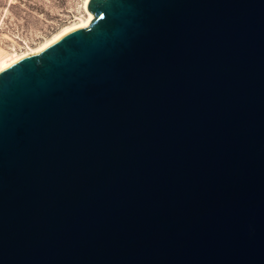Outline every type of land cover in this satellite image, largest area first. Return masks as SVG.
<instances>
[{"label": "water", "instance_id": "obj_1", "mask_svg": "<svg viewBox=\"0 0 264 264\" xmlns=\"http://www.w3.org/2000/svg\"><path fill=\"white\" fill-rule=\"evenodd\" d=\"M0 71V264H264V0H89Z\"/></svg>", "mask_w": 264, "mask_h": 264}, {"label": "rangeland", "instance_id": "obj_2", "mask_svg": "<svg viewBox=\"0 0 264 264\" xmlns=\"http://www.w3.org/2000/svg\"><path fill=\"white\" fill-rule=\"evenodd\" d=\"M84 0H0V64L85 16Z\"/></svg>", "mask_w": 264, "mask_h": 264}, {"label": "bare ground", "instance_id": "obj_3", "mask_svg": "<svg viewBox=\"0 0 264 264\" xmlns=\"http://www.w3.org/2000/svg\"><path fill=\"white\" fill-rule=\"evenodd\" d=\"M88 1L89 0H84V3H83V8H84V12H85V16L83 18H80L77 21L62 27L58 32L53 34L50 38L46 39L45 41H43L42 43H40L36 47L29 48L27 51L22 52L20 54H17L14 58L2 62L0 64V71H2L3 69L9 67L11 64L17 62L18 60H20V59H22L28 55L42 51L43 49H45L46 47H48L49 45H51L52 43H54L55 41L60 39L65 34L71 32L75 29L87 26L92 19V14H90L86 9V5H87Z\"/></svg>", "mask_w": 264, "mask_h": 264}]
</instances>
